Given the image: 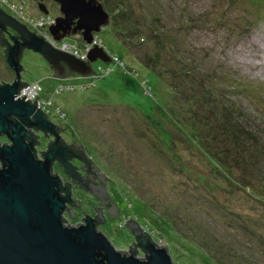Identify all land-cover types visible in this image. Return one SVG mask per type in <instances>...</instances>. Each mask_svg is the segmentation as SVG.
Listing matches in <instances>:
<instances>
[{
  "label": "rangeland",
  "instance_id": "374dc122",
  "mask_svg": "<svg viewBox=\"0 0 264 264\" xmlns=\"http://www.w3.org/2000/svg\"><path fill=\"white\" fill-rule=\"evenodd\" d=\"M100 1L111 24L96 34L119 62H93L97 78H57L38 52L24 49L20 60L21 80L40 81L45 97L61 86L49 119L107 177L119 210L120 219L111 217L100 197L75 184L79 206L68 204L66 224L83 223L100 207L107 220L98 229L126 253L136 240L125 224L132 218L176 264H264V0ZM12 5L40 16L32 0H0L1 8ZM47 7L61 15L57 5ZM62 41L82 47L78 35ZM193 65L196 76L186 74ZM14 77L0 45V84ZM224 77L232 82L216 90ZM212 90L226 96L205 101ZM153 92L163 104L147 96ZM226 118L244 137L232 138ZM200 142L209 148L201 150ZM47 143L42 136L39 158ZM210 149L223 151L225 161L238 157L240 165L222 171L208 160ZM52 170L68 180L58 164Z\"/></svg>",
  "mask_w": 264,
  "mask_h": 264
},
{
  "label": "water",
  "instance_id": "95a60500",
  "mask_svg": "<svg viewBox=\"0 0 264 264\" xmlns=\"http://www.w3.org/2000/svg\"><path fill=\"white\" fill-rule=\"evenodd\" d=\"M38 1L40 11L47 14L49 10L43 0ZM53 1L59 3L61 12L49 29L56 41L80 33L82 40L90 43L95 33L111 24V15L100 0ZM6 27L17 31L20 38L8 41L0 37V45L7 47V63L16 74L13 83L0 84V138L5 136L10 141L0 140V264H176L166 245H158L137 230L139 223L132 218L125 224L131 231L132 227L136 229V240L129 245L127 253L116 249L98 229L97 221L103 218L100 207H96L101 210V213L97 210L98 217L86 214L83 223L66 224L64 213L68 204L75 203L71 185L64 184L52 167L58 160L66 174L84 185L77 167L70 161L73 150L62 143L59 126L37 108L36 99L32 104L25 94L17 97L22 86L28 84L21 81L23 48L40 53L57 78H65L70 72L90 76L94 72L92 63L97 60L110 63L109 54L96 45L87 55V61L76 58L54 48L0 8V29ZM31 129L55 137L43 158L37 155V137ZM101 176L107 178L102 172ZM106 197L105 190L101 204L107 205ZM108 199L112 205H107V211L111 217L119 218L117 206ZM134 243L144 253L143 257L130 253Z\"/></svg>",
  "mask_w": 264,
  "mask_h": 264
},
{
  "label": "built area",
  "instance_id": "2783aa9c",
  "mask_svg": "<svg viewBox=\"0 0 264 264\" xmlns=\"http://www.w3.org/2000/svg\"><path fill=\"white\" fill-rule=\"evenodd\" d=\"M5 5H7V4H5ZM23 5H26V4H23ZM23 5H17V6L12 5L11 11L17 16V18H18L17 20L20 19L21 21H23L22 23H24L32 32L43 37L54 48H56L60 51L69 53V54H71V55H73L76 58H79L81 60L87 61V55L89 54L90 50L94 46H96V45L101 46V47L103 46L102 39L99 38L97 36V34H94L93 41L90 43H87V42L82 40V47L66 44L62 40L56 41L52 37V35L50 34V31H49L51 25L55 22V17H53L49 13L45 14L41 11H40V16H38V17L32 16V14H28L25 12L26 10H23L24 9ZM22 6H23V8H22ZM103 48L111 57V62L116 64L117 62L120 61L119 56L117 54L110 52L104 46H103ZM102 70L105 71L104 73H110L112 68L108 67L106 70H105V68H102ZM91 75H92V77H95V78L98 77V73L95 70ZM27 83H28L27 85L22 86V88L20 89V93L18 94L17 97L22 98V95L25 94L26 95L25 99L26 100L30 99V102L32 104L35 102V99H36L37 108L41 109L43 112H45V114H49L48 113V112H50L49 106H51L52 103L54 102L55 94L60 93L58 91H59V89H61V86H59V89H57L56 91L54 90L53 94L50 97H45L44 96L45 89H44V86L42 85V83L40 81L27 82ZM144 86L149 91L150 88L148 87V85L146 84Z\"/></svg>",
  "mask_w": 264,
  "mask_h": 264
},
{
  "label": "flooded vegetation",
  "instance_id": "af4514ba",
  "mask_svg": "<svg viewBox=\"0 0 264 264\" xmlns=\"http://www.w3.org/2000/svg\"><path fill=\"white\" fill-rule=\"evenodd\" d=\"M34 3L37 4L38 6V3L39 1L36 0H32ZM43 3L47 6L48 4L52 3V4H55L57 5L58 7H60L59 3L53 1V0H43ZM26 4V3H25ZM27 6V4H26ZM1 8V7H0ZM48 8V7H47ZM3 10H5L9 15L15 17L16 19L17 16L10 10H8L7 7H3L2 8ZM49 13V12H48ZM19 21L22 23L23 21H21L19 19ZM24 24V23H23ZM75 35H78L79 37L81 36L80 33H77ZM0 37L8 40V41H12L13 38H20L19 34L17 33V31H15L13 28L11 27H6L4 30H1L0 29ZM4 47V50L6 52V48L5 46ZM25 48H23V51H24ZM22 57V56H21ZM9 65V64H8ZM10 67V66H9ZM51 67V65H50ZM52 68V67H51ZM53 70V68H52ZM53 72L55 73V71L53 70ZM16 78V74H15V77L14 79ZM14 81V80H13ZM13 81L11 83H13ZM22 81V80H21ZM22 83H25L24 81H22ZM1 84H4V83H1ZM54 99H55V96H54ZM55 101V100H54ZM48 117H49V114H46ZM32 130V133L34 135H36L37 137V145H39L40 143V138L42 136H44L46 139H47V147H49V145L55 140V137L53 136H47L46 133H43L41 132L40 130H37V129H31ZM62 130L60 129L59 127V133H60V136H61V141L63 144H66L68 145L72 150H73V156L71 157L70 161L77 167V171L79 172V175L81 176L82 180H84V185L80 182V181H76L74 178L70 177L68 175V180H66L64 182V184L66 183H70V185L73 187V185L75 184H78V185H81L83 188L87 189L88 191H91L93 192L98 198L101 197L102 195V192L104 191L105 193V181H104V178L103 176H101V172L97 169V167L95 166L94 162H92L87 156L86 154L84 153L83 149L81 146H79L78 144L76 143H64V138L62 137ZM5 137V136H4ZM3 137L0 138V140L2 139ZM1 143H10V141L5 137L4 140H1ZM36 145V146H37ZM37 149H38V146H37ZM47 150V149H46ZM42 151V156H43V153L46 151ZM37 155H38V151H37ZM39 156V155H38ZM88 161H85L86 159ZM58 164L62 170L64 171V168L62 167V165L59 163L58 160H55L53 162V165H56ZM1 165V164H0ZM60 176V175H59ZM109 196L106 197L107 201V205H112V202L109 201ZM101 199V198H100ZM101 201V200H100ZM74 204H77L76 202ZM99 213H101V210L100 209H97ZM103 218L99 221H97V225L100 224V223H104L107 218L105 216V214L103 215V213H101ZM99 214L97 215H94V217H98ZM130 223V222H129ZM133 232V231H132Z\"/></svg>",
  "mask_w": 264,
  "mask_h": 264
},
{
  "label": "trees",
  "instance_id": "16d2710c",
  "mask_svg": "<svg viewBox=\"0 0 264 264\" xmlns=\"http://www.w3.org/2000/svg\"><path fill=\"white\" fill-rule=\"evenodd\" d=\"M122 14V13H121ZM120 25V24H119ZM119 27H121L122 28V26H119ZM155 37H158L157 36V34H155ZM144 39V38H143ZM177 48V47H176ZM178 49V48H177ZM146 63H147V61H145L144 62V64H145V66H147L146 65ZM187 65H185V67H186ZM190 66V65H189ZM194 66V65H193ZM189 69H188V71H186V74H188V75H193V76H196V74H199L200 72H199V70L194 66V68L193 67H188ZM70 75H73V73H69L67 76H70ZM155 75V74H154ZM157 76V75H156ZM204 76H205V80H207V78H208V76H209V74H204ZM66 77V76H65ZM158 77V76H157ZM156 77V78H157ZM190 77V76H189ZM190 81L192 82L193 80L192 79H190ZM232 81H229L228 80V78L227 77H224V82L220 85V89H216V90H218V91H220L222 88H223V86H224V88H227V84H229V83H231ZM209 89V88H208ZM213 92H214V90H212ZM225 91V90H224ZM214 92L215 94L214 95H212L210 92H208L209 94H204V98H205V101L206 100H208L211 96H216V97H219V96H221V97H224V96H226V93L225 92ZM155 92V91H154ZM153 92V94H148L147 96H150V97H152V96H155L156 95V98H155V102H157L158 104H163L162 103V101L160 100L159 101V99H158V96H157V94L156 93H154ZM209 96V97H208ZM153 106V105H152ZM225 114V113H224ZM227 120H229V122H228V124H229V127L227 128L226 127V130H228L229 131V133H231L232 135H233V139L235 140H238L240 137H244V134H241V135H238V134H240L241 133V131L243 130L242 129V127L236 122V121H231L229 118H226ZM238 133V134H237ZM246 133H248L247 131H246ZM163 135L165 136V138H169V135H168V133L165 131V130H163ZM197 135H199V134H197ZM196 138H197V136H196ZM199 140V139H198ZM64 143H66L65 141H64ZM199 148L202 150V148H209V147H207V146H205L202 142H200V144H199ZM230 152L228 149H224V152ZM221 152H223V151H221V150H215V151H213V150H209V152H208V154H209V158H208V160L211 162V163H213L214 165H215V167H218V168H220L222 171H224V170H226V169H230V167L232 166L231 164H236V163H238L239 165H240V161H236L235 159H237L238 157H236V156H234L233 155V161H228V160H223L221 157H220V154H221ZM222 155V154H221ZM240 159H241V157H240ZM236 162V163H235ZM223 164H227L226 165V167H224V165ZM222 166V167H221ZM242 182H243V184L244 185H248V183L246 182V181H244V180H242ZM136 223V222H135ZM137 230H141L143 233H145V235L147 236V237H149V238H151L150 236V233H148V232H146L144 229H142V227L141 226H139V228L137 229ZM132 231H133V233H135L136 232V229H134L133 227H132ZM135 235V234H134ZM138 247H137V245H136V243H134L133 245H132V248H131V251H130V253H136L137 252V249Z\"/></svg>",
  "mask_w": 264,
  "mask_h": 264
},
{
  "label": "clouds",
  "instance_id": "9594fccd",
  "mask_svg": "<svg viewBox=\"0 0 264 264\" xmlns=\"http://www.w3.org/2000/svg\"><path fill=\"white\" fill-rule=\"evenodd\" d=\"M96 34V33H95ZM80 39H82V36H80ZM94 71V70H93ZM71 76V75H70ZM67 77V76H66ZM48 117V116H47ZM49 118V117H48Z\"/></svg>",
  "mask_w": 264,
  "mask_h": 264
}]
</instances>
